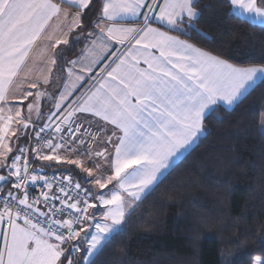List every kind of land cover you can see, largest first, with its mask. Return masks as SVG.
<instances>
[{
	"label": "snow or ice",
	"instance_id": "snow-or-ice-1",
	"mask_svg": "<svg viewBox=\"0 0 264 264\" xmlns=\"http://www.w3.org/2000/svg\"><path fill=\"white\" fill-rule=\"evenodd\" d=\"M67 2L79 9L71 28L80 27V15L92 0ZM230 3L254 19L261 18L264 23V7L259 6L264 4V0H259V3L258 0H230ZM197 6L198 0H162V3L152 0L151 4L148 0H105L101 16L103 21L110 23L104 27L97 22L100 33L92 39L91 47L83 56L87 64L77 60L69 62L68 77H74V80H70V86H65L60 94V102L55 105L57 111L74 91L76 82L84 79L80 73L87 72L89 79L92 78V65L98 63L95 58L98 51L110 52V41L128 45L124 53L100 69L107 79H101L98 87L79 101H72L69 105L71 110L54 126L58 134H62L66 126L70 129L68 140L75 141L74 133H79L83 127L82 124L72 127L73 117L77 113L87 114L85 119L97 117L113 125L103 149L89 152L90 157H99L107 162L109 167L105 172L93 176V170L84 167L81 160L62 155L61 150L66 153L76 151L72 146L66 147L68 141L53 143L52 139H46L43 147L49 152L44 153L39 147L35 150V160L81 167L89 177H93L91 183L97 189H108L112 185L107 194L100 191L93 197L105 211L101 221L94 225L95 234L87 241L88 264H98L100 256L112 243L108 237L113 233L119 234L126 215H130L136 203L154 190L161 175L174 163V158L195 143L204 131L205 115L212 106L219 102L229 105L237 103L256 85L257 80L264 83V66H235L186 40L151 26L150 21L154 19L174 30L184 31L185 24L195 27L193 21L201 15ZM145 8L143 27H126L120 23L129 16L139 17ZM61 11L60 5L53 0H0V105L8 100L9 92L33 47L53 17H58ZM92 35L89 33V37ZM61 44L67 45L68 39H57L54 46ZM156 52L159 54L156 55ZM141 61L147 65L146 68L139 66ZM55 63L56 60L52 59L51 64ZM48 82V77H45L43 83ZM28 87L35 88L37 84L31 83ZM36 95L35 104L28 106L29 113L34 107L38 112L39 98L45 93ZM29 96H33L31 91L21 99ZM4 111V107L0 106V113ZM8 112L12 113V109L9 108ZM14 117H21V111L8 116L0 115V166L7 167L8 173L7 176L0 175V182H10L12 187L20 190L21 195L9 192L10 199L3 201V210L0 211V264H73L65 252L71 246V241L80 239L81 233L87 232L84 222L95 218V213L92 216L88 213L96 204L88 199L81 200L79 192L87 193L90 190L82 189L80 183H75L72 185L77 190L74 202H69L73 199L71 189L60 188L63 196L69 198L62 199L61 204L73 210L68 213L67 219L42 221L39 218L47 214L37 207L39 198L29 200L28 186L42 180L51 191L52 184L43 176L30 174L28 160L24 158L28 151L26 146L17 149L18 154L12 157L8 165L7 157L13 149L7 138L16 135V130L11 127ZM15 123L22 124L24 129L29 127L23 118L15 120ZM45 127H53L51 120ZM79 142H84L82 135ZM108 145H111V150ZM96 167L99 168L100 164L97 163ZM13 176L15 180L11 181ZM68 182L72 184L71 177ZM41 196L44 202L55 199L43 192ZM73 212L79 215H73ZM37 213V218L33 219ZM56 214L52 205V216ZM60 214H63V208ZM74 251L80 249L77 247ZM256 264H264V260L257 259Z\"/></svg>",
	"mask_w": 264,
	"mask_h": 264
},
{
	"label": "trees",
	"instance_id": "trees-1",
	"mask_svg": "<svg viewBox=\"0 0 264 264\" xmlns=\"http://www.w3.org/2000/svg\"><path fill=\"white\" fill-rule=\"evenodd\" d=\"M102 2L92 0L83 12L81 29L59 51V71L78 53ZM197 11L201 15L193 21L195 27L185 24L184 31L174 33L235 66H264V25L235 14L229 0H198ZM39 166L52 171L41 162ZM66 172L94 193L84 171L68 166ZM118 231L108 238L112 243L98 264L264 260V83L234 108L217 106L206 116L197 145L136 204ZM84 256L81 245L76 264Z\"/></svg>",
	"mask_w": 264,
	"mask_h": 264
},
{
	"label": "crops",
	"instance_id": "crops-1",
	"mask_svg": "<svg viewBox=\"0 0 264 264\" xmlns=\"http://www.w3.org/2000/svg\"><path fill=\"white\" fill-rule=\"evenodd\" d=\"M53 2L60 5L62 11L58 17H53V19L51 20V22L45 29V32L42 34L41 39L37 41L36 45L33 47L32 52L29 54L28 60L25 62V65L22 68L20 76L17 77L16 82L13 84L12 89L9 92L8 100L4 102L3 105H0V106H3L5 109V111L3 113H0V115L8 116L10 114H14L15 111L17 110H21L20 108L27 107L31 99L35 97V94L40 93V92L45 93V95L42 96L44 98V101H47L46 99L50 98L51 102L49 105H47L44 119L38 127L35 124H33L32 120L31 121L27 120L26 118L22 116L14 117V122L12 124L13 126L11 127L12 129L16 130V135L15 136L10 135L7 138L9 141V146L12 147L13 149V151L9 153L7 157L8 165L11 164L12 157L18 154L17 149H19L24 144V141L26 139H30L33 137V135L35 134L34 131L36 129L38 128L41 129L42 127L44 128L45 125H48L50 120L53 123L57 119H59L61 116L66 115L71 110L69 105L71 104L72 101H79L81 97H83L86 94H89L90 91H94L95 88L98 87V84L101 79H107L105 72H101L100 69L103 68L105 64H110V62L115 57L120 56L128 48L127 44L118 45V44H115L114 41H110L109 43L112 49L110 52L109 51H98L95 55V58L98 59V63L92 65L93 67V72L91 73L92 78L89 79V73L87 72L80 73L84 77V79L82 81L76 82V87L74 91L72 92L70 96L66 97L64 101V106L60 109V111H57L55 105L60 102L59 101L60 94L64 91L65 86H70V83H69L70 80H74V77L72 78L68 77L67 69L71 67V64L69 62L73 60H77V61H82L83 63L87 64L88 61L83 60V56L86 54V50L91 47L92 39H94L95 36L100 33V29L96 27L97 22H100L101 26H104V27H107L110 22L103 21L102 16H101L103 3L105 2V0H103L98 17L94 23V27L91 29V31L85 34L83 44L80 47L78 53L67 62L64 71H59V69L56 66L57 59L59 58V51L61 50L62 47H65V45L61 44L59 47H55L54 46L55 42L57 39H62V38L68 39V42H69L73 34L76 33L79 29H81V26L76 27L74 29L71 28L72 23H73V18L76 16V13L79 11V9L72 6L70 3L67 2V0H53ZM160 2L162 3V0H160ZM148 3L151 4L152 0H148ZM258 3H259V0H258ZM90 5L91 3L89 4V7ZM231 6H232L233 12L237 14L238 16L244 18L245 20L251 23L264 25V23L261 22V18L254 19L250 14L244 13L241 9H238L233 5ZM259 6L264 7V4H260ZM87 9H84L83 12ZM145 11H147V8L142 10V13L139 17L129 16V17L124 18L120 23H122L123 26H126V27H137V28L143 27L144 26L143 12ZM83 12L80 15V25L82 23ZM150 23L152 27L159 28L161 31L167 32L169 35L176 36L179 39L184 40L182 37L174 33L175 31H180V30L170 29L166 24H161L159 21L154 20V19L151 20ZM89 33H92L93 35L89 37ZM49 37H51V39H49ZM158 54L159 53L156 52V55ZM52 59L56 60L55 65L51 64ZM139 66L142 69L147 67V65H145L143 61H141ZM257 67H261V66H257ZM78 71H79V64L77 66V72ZM45 77H48V80H49L47 84L43 83ZM259 82L260 80H257L256 85ZM31 83H36L37 87L29 88L28 85ZM256 85L250 88L249 91L245 94V96ZM29 90H32L33 96H29L27 99L22 100L21 98L23 97V95ZM239 102L240 101L232 105H229L225 102H219L218 104L212 106L211 111L217 106H222L226 109H232ZM9 108L12 109V113L8 112ZM211 111H208L206 113L205 118ZM86 115L87 114L77 113L76 116L73 117V119H80V120L89 122L97 126L102 131V138L100 141L101 144L99 143L100 146H99L98 151L102 150L107 138L111 135V130L114 128V126L111 124H107L106 122L102 120H99V118L97 117L89 116L87 119H85ZM21 118H23L27 123H29V127L27 129H24L22 124L15 123V120H19ZM203 127H204V123H203ZM203 135H204V131L200 133L195 143L190 148H188L187 151H184L182 154H180L178 158H174V163L171 165L169 169H167L163 173V175H161L158 182L170 171V169L176 163H178L194 146L197 145V143L199 142L200 138ZM114 139L115 138L113 137V140ZM108 148H111V145H108ZM61 154L66 155L62 151H61ZM88 155H89V152L84 153V154H75V155H66V156L69 158L79 159L82 161L86 159ZM41 164L46 166V168L51 169L52 171L61 173L64 177L70 176L68 172H66V169H68V166H73L70 164L68 165V164L63 163L62 165H65L66 167L64 166V168H61V167L52 168L53 166L57 165V163H55L54 161H43V160H41ZM7 174H8L7 167L0 166V175L7 176ZM11 190L12 188H11L10 182L9 183L0 182V196L11 192ZM90 196H91V203H95L96 207L89 209L88 215L92 216L93 213H95V218L90 221H85L84 226L87 228V232H82L80 239L75 240L73 242L74 249L77 247L80 249L81 245H84L85 253L87 252V248H88L87 241L90 239L92 234L96 231L94 225L98 221H101L102 214L105 211V209L99 204V202L93 199V196L91 194ZM0 211L2 210L0 209ZM5 230H6V226H5ZM0 248H2V241H0ZM69 250H70L69 247H67V251L65 252V256L68 257V259H69ZM76 252L78 253V251Z\"/></svg>",
	"mask_w": 264,
	"mask_h": 264
},
{
	"label": "built area",
	"instance_id": "built-area-1",
	"mask_svg": "<svg viewBox=\"0 0 264 264\" xmlns=\"http://www.w3.org/2000/svg\"><path fill=\"white\" fill-rule=\"evenodd\" d=\"M65 115L61 116L59 119H57L55 122L52 123L53 127H44V130L39 131L35 134L33 139L26 144H23L21 147L26 146L28 148V151L24 154V158L28 160L29 163V172L31 175H36V176H43L46 178V180L52 184V189L49 191V189L44 185V181L38 180L36 184H29L28 186V191H29V200L31 201L34 197L40 199V203L37 206L40 211L45 212L47 214L46 217H39L42 221L46 219H67L68 218V213L72 212L73 210L68 209L64 207L61 204L62 199H69L67 197L63 196V193L60 192V188L64 187L65 190L71 189V199L69 202H74V198L77 196V190H75L72 185H74L76 182H73L72 184H69L68 182V177H64L61 173L58 172H53V171H46L42 166H39V162L41 160H35V150L39 147L42 152H47L49 151L46 147H43V141L46 139H52L53 143H63L64 141H68L67 146H72L76 149V151L73 152H64V150H61L64 154L66 155H75V154H81V153H88L96 150V148L99 146V143L102 138V131L95 125L80 120V119H73L72 121V127H78L79 125H83V127L80 128L79 133H74L76 136L75 141H69L68 140V133L70 129H68L66 126L65 131L62 134H58L54 131V126L57 123H60V121L64 118ZM61 135L63 136V140H61ZM81 135L83 137V143H80L79 140L81 138ZM95 137V139H93ZM11 181L15 180V177L10 178ZM11 193L13 195H21L20 190L15 189L12 187L11 184ZM82 189H85L81 187ZM45 193L47 195L54 196L55 199L50 200L48 202H44L43 197L41 196V193ZM79 198L81 200L83 199H88L91 202V196L90 194L85 191H80L79 192ZM10 199L8 196V193L3 194L0 196V209L3 210V201ZM52 205L55 206L56 210V216H52ZM13 211L16 209V205L13 202L12 203ZM63 208V214L61 215V209ZM73 215H79L78 213L73 212ZM38 216V213L34 215L33 219H36ZM85 224V222H84ZM79 225H77V228L79 229ZM66 231V230H65ZM75 241V240H74ZM71 241V247H69V260L73 261V264L77 263V252L74 251V246L73 242Z\"/></svg>",
	"mask_w": 264,
	"mask_h": 264
},
{
	"label": "rangeland",
	"instance_id": "rangeland-1",
	"mask_svg": "<svg viewBox=\"0 0 264 264\" xmlns=\"http://www.w3.org/2000/svg\"><path fill=\"white\" fill-rule=\"evenodd\" d=\"M29 91H31L32 92V90H29ZM38 94V93H37ZM36 99H37V95L35 94V97L34 98H32L31 99V101H30V103L29 104H35V102H36ZM47 101H44V98L43 97H40L39 98V104H38V112H37V110H36V107H34L33 108V111L31 112V113H29V111H28V106H29V104H28V106L27 107H25V108H20L21 110V116L22 117H24V118H26L27 120H32V122H33V124H35L37 127L40 125V123L43 121V119H44V116H45V112H46V107H47V105H49L50 104V102H51V99L49 98V99H46ZM13 126V125H12ZM16 126V125H15ZM36 131V132H35ZM34 131V133L36 134L38 131H39V128L38 129H36ZM35 134L33 135V137L35 136ZM101 144V143H100ZM100 144H99V146H100ZM99 146L96 148V150H94V151H92V153H94V152H96V151H98V149H99ZM109 150H111V148H109ZM81 154H84V153H81ZM82 163H83V166L84 167H87V168H91L92 170H93V176H96V175H99L101 172H105V170L109 167L108 166V164H107V162H104V161H102L101 160V158H99V157H90V155H88L87 157H86V159H84V160H82ZM97 163H99L100 164V167L99 168H97L96 167V164ZM61 165L63 164V163H60ZM69 165V164H68ZM70 165H73V164H70ZM74 167H76L77 169H79V170H82V168L81 167H78L77 165H73ZM83 171V170H82ZM86 173V172H85ZM108 174V173H107ZM86 175H87V173H86ZM93 179V177H91V180ZM93 186V194L95 195L96 193H98V192H100V191H103L105 194H107L108 193V191H109V189H112L111 187H112V185H109V188L108 189H103V190H100V189H97L96 187H95V185L94 184H92ZM92 194V195H93ZM94 197V196H93ZM98 222H100V221H98ZM95 234V232L92 234V235H94ZM89 257L86 255V253H85V256H84V258L82 259V264H88V261H89ZM257 259H261L262 260V258H260V257H256L255 258V261H254V264H256V260Z\"/></svg>",
	"mask_w": 264,
	"mask_h": 264
}]
</instances>
